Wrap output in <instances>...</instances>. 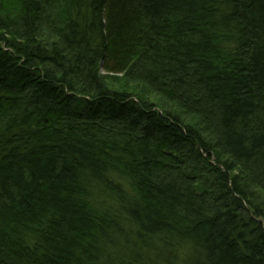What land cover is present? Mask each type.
Masks as SVG:
<instances>
[{"label": "trees", "instance_id": "trees-1", "mask_svg": "<svg viewBox=\"0 0 264 264\" xmlns=\"http://www.w3.org/2000/svg\"><path fill=\"white\" fill-rule=\"evenodd\" d=\"M0 264H264V0H0Z\"/></svg>", "mask_w": 264, "mask_h": 264}]
</instances>
